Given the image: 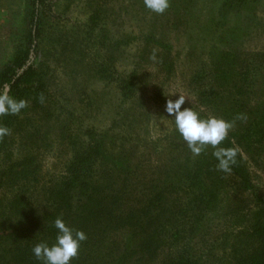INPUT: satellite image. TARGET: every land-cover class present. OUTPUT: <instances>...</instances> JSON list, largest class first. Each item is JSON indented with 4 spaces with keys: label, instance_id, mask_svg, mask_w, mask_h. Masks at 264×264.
Here are the masks:
<instances>
[{
    "label": "rangeland",
    "instance_id": "374dc122",
    "mask_svg": "<svg viewBox=\"0 0 264 264\" xmlns=\"http://www.w3.org/2000/svg\"><path fill=\"white\" fill-rule=\"evenodd\" d=\"M169 2L156 14L143 0H44L34 81L42 82L45 100L28 101L16 129L0 144V164L11 147L14 153L36 148L40 176L52 179L64 170L74 143L83 144L90 135L102 138L112 153L127 155L135 176L150 182L160 177L171 150L195 158L166 112L168 99L185 95L182 108L226 121L225 111L244 114L246 120L235 121L243 124L263 117L264 1L224 16L218 11L221 0ZM25 8V0H0V69L20 44ZM231 28L232 35L223 33ZM212 49L241 53L237 63H251L248 73L236 64L235 79L213 77ZM258 53L262 65L247 56ZM125 80L136 89L132 97L119 89ZM200 91L211 94L208 102L199 101ZM236 147L253 192L264 197V134ZM172 251L165 245L153 256L135 254L129 264H161Z\"/></svg>",
    "mask_w": 264,
    "mask_h": 264
},
{
    "label": "trees",
    "instance_id": "16d2710c",
    "mask_svg": "<svg viewBox=\"0 0 264 264\" xmlns=\"http://www.w3.org/2000/svg\"><path fill=\"white\" fill-rule=\"evenodd\" d=\"M260 1L221 0L218 11L221 16L237 14L250 2ZM25 3L24 31L14 54L0 69V90L6 88L17 100L35 104L43 94L42 82L34 81V61L44 0ZM234 31L223 33L232 35ZM241 55L212 49L213 77L235 79L236 64L247 74L251 63H237ZM247 56L257 59L260 53ZM194 74L201 75L199 71ZM119 89L125 97L136 94L127 80ZM197 95L200 102H208L211 96L204 91ZM225 112L228 121L237 115ZM20 113L0 116V126L14 131ZM260 120L264 116L245 124L235 122L221 147L250 145L264 134ZM87 139L83 144L74 143L76 148L73 146L64 170L48 180L40 176L36 148L16 153L13 147L6 150L8 157L0 164V264H44L32 249L42 241L55 242L57 217L87 236L70 264H129L133 255L153 256L165 245L175 251L161 264H264V197L253 192L252 177L240 153L231 174H226L217 170L218 160L210 146L192 160L185 152L176 155L171 150L160 177L144 182L131 170L134 164L127 155L112 153L102 138L92 140L89 135ZM137 180L139 186L135 187L133 181Z\"/></svg>",
    "mask_w": 264,
    "mask_h": 264
},
{
    "label": "clouds",
    "instance_id": "9594fccd",
    "mask_svg": "<svg viewBox=\"0 0 264 264\" xmlns=\"http://www.w3.org/2000/svg\"><path fill=\"white\" fill-rule=\"evenodd\" d=\"M143 2L156 14H163L170 6L169 0H143ZM156 51L154 49L150 57L153 61L157 59ZM39 100L44 103L43 94L40 95ZM185 101L186 96L182 94L178 99H168L166 112L174 117L176 129L186 141L193 156H199L210 146L214 149L212 155L218 160L217 170L231 174L232 165L236 164L240 150L237 147H221V144L228 137L229 131L234 128L235 121L246 120V116L237 114L232 121L214 115L201 118L191 107L182 108ZM27 106L26 100H17L10 96L6 88L0 90V116L18 115ZM10 134L11 130L8 127L0 126V140ZM54 227L58 230L55 242L51 245L43 241L39 242L33 246L32 251L44 264H70V261L78 256L80 243L86 240L87 236L82 230L68 226L62 217L54 220Z\"/></svg>",
    "mask_w": 264,
    "mask_h": 264
}]
</instances>
